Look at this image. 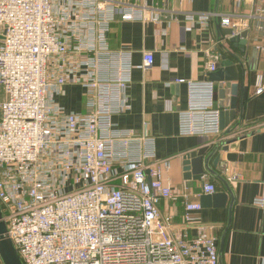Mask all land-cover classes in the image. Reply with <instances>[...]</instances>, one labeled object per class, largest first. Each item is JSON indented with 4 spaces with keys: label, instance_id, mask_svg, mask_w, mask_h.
<instances>
[{
    "label": "built area",
    "instance_id": "built-area-1",
    "mask_svg": "<svg viewBox=\"0 0 264 264\" xmlns=\"http://www.w3.org/2000/svg\"><path fill=\"white\" fill-rule=\"evenodd\" d=\"M145 19L137 0H0V209L23 264H219L215 227L200 222V204L164 181L171 160L112 123L128 109L131 67L128 53L109 49L110 24ZM221 26L241 33L229 19ZM206 56L214 58L206 72H216L219 57ZM152 64L144 52L143 71ZM68 87L83 91V113L57 102ZM214 87L189 83L179 116L182 135L209 145L223 138ZM263 92L257 75L255 95ZM214 193L203 184L202 194ZM177 200L179 224L159 209ZM256 205L264 234V199Z\"/></svg>",
    "mask_w": 264,
    "mask_h": 264
},
{
    "label": "crops",
    "instance_id": "crops-1",
    "mask_svg": "<svg viewBox=\"0 0 264 264\" xmlns=\"http://www.w3.org/2000/svg\"><path fill=\"white\" fill-rule=\"evenodd\" d=\"M137 6L146 19L116 20L107 36L109 49L128 53L125 56L131 67L122 95L128 109L112 117L113 126L132 131L137 138L142 136L141 149L153 152L156 158H169L171 167L164 181L174 190L187 188L188 201L200 203L207 182L215 185L216 193H225L224 185L214 177L204 176L202 182L184 179L182 156L214 145L202 136L182 135L179 116L188 109L189 83L209 81L206 66L214 58L206 53L219 57L217 70L223 56L233 62L239 74L236 114L222 131L221 142L229 148L220 151L214 169L221 178L230 175L227 181L233 204L229 209L228 197L225 206L201 208L196 215L201 223L215 227L218 252L225 232L221 264H264L263 211L256 205L257 199H264V92L255 95L257 75L264 80V0H137ZM199 16L209 20L199 24L195 20ZM222 19L236 24L241 33L247 32L243 53L229 43L224 33L229 28L221 26ZM144 52L153 55V64L146 71L142 68ZM56 100L68 112L85 111L83 91L78 87L65 88ZM218 102L215 84L217 108ZM233 127L231 135H225ZM159 209L173 215L175 224L181 222V200L162 201ZM188 236L194 238L195 232L188 230Z\"/></svg>",
    "mask_w": 264,
    "mask_h": 264
},
{
    "label": "water",
    "instance_id": "water-1",
    "mask_svg": "<svg viewBox=\"0 0 264 264\" xmlns=\"http://www.w3.org/2000/svg\"><path fill=\"white\" fill-rule=\"evenodd\" d=\"M225 36L229 37V43L234 47H240V52H244L246 45L247 32H242L239 36H233L230 29H225ZM209 81L217 84L218 87V109H219V128L223 131L224 127L228 125L229 120L233 121L236 114L237 106V89L239 82V74L233 62L222 57L221 67L214 73H210ZM242 108V99H241ZM235 127L225 132L229 136ZM228 146L223 142H218L214 147L204 146L192 152H188L182 156L183 175L185 180L193 182H202L204 176H211L219 180L225 187V193H214L212 195H202L200 197V207H223L226 204L228 197L230 198L229 209L233 204V195L231 187L227 179L230 178L228 174L226 178H221L214 170L220 162L221 152H227ZM214 160L211 163V160ZM220 239V250L218 252L219 264H221V245L222 238ZM0 262L1 264H23L17 254V251L8 235L7 226L3 220V215L0 209Z\"/></svg>",
    "mask_w": 264,
    "mask_h": 264
}]
</instances>
